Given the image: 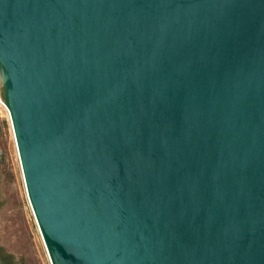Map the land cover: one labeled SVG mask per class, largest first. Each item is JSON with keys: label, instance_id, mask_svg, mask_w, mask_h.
Masks as SVG:
<instances>
[{"label": "water", "instance_id": "1", "mask_svg": "<svg viewBox=\"0 0 264 264\" xmlns=\"http://www.w3.org/2000/svg\"><path fill=\"white\" fill-rule=\"evenodd\" d=\"M0 51L70 264H264V0H0Z\"/></svg>", "mask_w": 264, "mask_h": 264}, {"label": "rangeland", "instance_id": "2", "mask_svg": "<svg viewBox=\"0 0 264 264\" xmlns=\"http://www.w3.org/2000/svg\"><path fill=\"white\" fill-rule=\"evenodd\" d=\"M7 85L12 89L8 72L0 69L3 95ZM11 131L0 107V264H50L26 196Z\"/></svg>", "mask_w": 264, "mask_h": 264}, {"label": "bare ground", "instance_id": "3", "mask_svg": "<svg viewBox=\"0 0 264 264\" xmlns=\"http://www.w3.org/2000/svg\"><path fill=\"white\" fill-rule=\"evenodd\" d=\"M0 69L2 70L3 73L8 72V76L10 77L11 84H12L11 69H10V66L8 64V61L6 60V58L4 57V54L1 51H0ZM11 91H12V93H11ZM3 97L9 103V105L14 109L16 116H17L19 133H20V137H21V139H20V144H21L20 145V152H19L18 146L16 144V139L14 136L13 128L12 127L11 128H12V133H13L15 147H16V151H17V155H18L19 164H20L21 171H22L23 181H25L24 182L25 192H26V196H27L28 202H29L30 207H31L32 214L34 215V219H35V223H36L37 228H38V232L40 234V237L42 239L46 253L48 255L50 264H70V260H69L68 255L62 249V247L58 244V242L56 241V239L54 238V236L52 235V233L48 229L43 217L41 216V214L38 210L34 195L31 191V186H30L29 176H28V153H27V148H26L24 132H23L22 126L20 124V119H19V116L17 114L16 106H15V102H14L13 84H12V89H10L7 85V88L5 90ZM18 153H20V154H18ZM19 155H20V157H19ZM20 161H21V163H20ZM26 182H27V185H26ZM33 209L38 214L40 224H41L42 229L46 235L47 245L45 244L44 237L42 236V233H41L40 227L38 225V222L36 220ZM48 250H49V252H48Z\"/></svg>", "mask_w": 264, "mask_h": 264}, {"label": "built area", "instance_id": "4", "mask_svg": "<svg viewBox=\"0 0 264 264\" xmlns=\"http://www.w3.org/2000/svg\"><path fill=\"white\" fill-rule=\"evenodd\" d=\"M0 107H2V109H4V111L6 112L7 120H8L9 126H10V130H11V127L13 128V123H12V119H11V113H10L9 108H8V106L6 105V103H5L4 99H3L1 90H0ZM13 132H14V128H13ZM14 136H15V132H14Z\"/></svg>", "mask_w": 264, "mask_h": 264}]
</instances>
